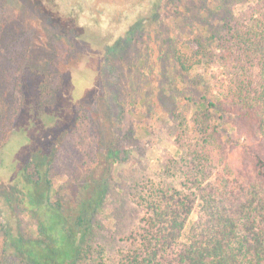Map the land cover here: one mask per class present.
I'll list each match as a JSON object with an SVG mask.
<instances>
[{"label": "trees", "instance_id": "1", "mask_svg": "<svg viewBox=\"0 0 264 264\" xmlns=\"http://www.w3.org/2000/svg\"><path fill=\"white\" fill-rule=\"evenodd\" d=\"M7 1L0 0V264H264V0L227 16L217 39L203 30L161 56L169 67L164 91L177 102L170 112L179 155L129 181L135 223L127 217L116 231L104 221L110 187L115 166L132 161L136 132H123L124 108L112 91L100 107L78 104L90 86L70 92L66 42L44 55ZM189 107L192 116L182 111ZM227 117L234 135L226 142ZM85 120L90 137L76 138L70 178L54 191L56 162ZM22 216L33 221L26 230Z\"/></svg>", "mask_w": 264, "mask_h": 264}, {"label": "rangeland", "instance_id": "2", "mask_svg": "<svg viewBox=\"0 0 264 264\" xmlns=\"http://www.w3.org/2000/svg\"><path fill=\"white\" fill-rule=\"evenodd\" d=\"M252 2L253 0L7 1L12 18L20 20L23 29L33 36L35 45L44 55L54 56L57 53L55 46L59 42H66L63 51L69 53L67 55L72 61L70 92L77 96L85 91L83 84L90 86V91H87L85 98H81L78 104L100 107L101 97L112 91L113 97L117 99H113V103L117 105L120 102L124 108L123 132L129 129L136 132L139 146L132 153V161L118 164L114 168V181L110 187L106 209L108 215L104 217L106 225L112 231H116L117 223H122L127 217L126 224L135 223L133 216L137 208L125 195L129 181L139 174L147 173L150 168H155L163 156L179 155L174 143L176 130L170 112L171 108L177 106V102H172L164 91V73L169 67L167 55L163 59L161 56L163 53L173 54L176 46L191 42L203 30L208 31V36H215L217 39L222 34L226 17H230L231 13L236 16L244 14ZM216 44L217 41L214 42ZM158 92H162L160 97ZM57 103V99L53 98L48 110L53 113ZM150 104L153 108L154 105L157 107L154 113L150 112ZM182 111L191 116L195 112L191 107L182 108ZM233 125L234 119L227 117L224 120L222 138L226 142L234 135ZM90 133L89 121L85 120L77 133L68 135V143L54 168V191L70 178L78 155L73 149L76 138L84 136L83 134L90 137ZM23 139L18 136L17 143L23 144ZM118 218H122L121 222H118ZM197 220V213L192 214L189 227ZM17 221L14 217V224ZM19 223L23 230L33 225L28 216H22ZM29 230L32 234L36 232L34 227ZM1 253L0 243V258Z\"/></svg>", "mask_w": 264, "mask_h": 264}]
</instances>
